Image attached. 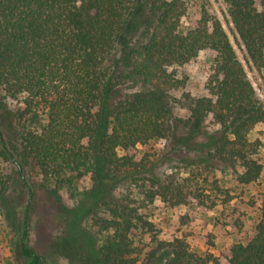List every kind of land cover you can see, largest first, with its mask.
Returning a JSON list of instances; mask_svg holds the SVG:
<instances>
[{
    "label": "trees",
    "instance_id": "1",
    "mask_svg": "<svg viewBox=\"0 0 264 264\" xmlns=\"http://www.w3.org/2000/svg\"><path fill=\"white\" fill-rule=\"evenodd\" d=\"M230 35L264 72V0H0V90L12 102H0V224L26 264H43L28 243V166L59 205L69 197L60 240L95 239L98 264H264V195L253 236L220 256L161 240L146 214L155 202L225 209L234 196L218 174L236 188L264 175V130L253 137L264 105ZM203 51L214 53L207 96L178 118L181 70ZM158 141L187 158L162 170Z\"/></svg>",
    "mask_w": 264,
    "mask_h": 264
},
{
    "label": "rangeland",
    "instance_id": "2",
    "mask_svg": "<svg viewBox=\"0 0 264 264\" xmlns=\"http://www.w3.org/2000/svg\"><path fill=\"white\" fill-rule=\"evenodd\" d=\"M214 9L228 32L224 7L214 2ZM182 25L183 27L188 26V19H184ZM230 38L240 61L245 65L248 79L264 105V72L257 73L250 69L246 65L244 53L234 43L231 35ZM213 57L214 53L211 51L200 52L194 61L181 70V73L188 77V82L183 90L174 93V97L178 101L175 107L176 117L186 119L190 116L187 98L207 96L205 84L212 72ZM0 102L9 108L12 103L1 90ZM207 125L210 126L209 121ZM263 130V126L256 127L253 137H257V133ZM155 149L162 150L167 157L162 170H170L171 166H176L187 158V153L184 151H170L166 141L156 142ZM4 172L9 171L4 169ZM25 175L34 191L29 217L30 237L28 243L34 251L43 257V264H98L95 255V239L90 238V240L79 236L80 234H70L72 237L81 239L72 245L64 244L60 240L65 236L67 226L60 207L61 205H71L67 194L61 193L59 195L61 204L59 205L54 196L44 192L39 187V179L33 173L31 166L25 169ZM218 177L221 180L219 186L230 190L234 196L231 205L225 209L217 207L208 211L200 206L196 208L168 207L160 202H155L154 205L150 206L146 214L157 228L161 240L170 241L174 238H183L191 250L197 253L209 252L215 256H220L233 244L245 243L253 236V226L259 207L258 201L264 195V175L258 183L245 188H236V183L232 181L230 173L218 174ZM17 186L21 193V205L24 206L27 201V191L18 181ZM86 187H88L87 182L81 183L79 190L82 191ZM20 212L22 215L23 210ZM84 226L86 227L85 224ZM2 227L0 224V264H26L13 248L14 238L11 232L4 231Z\"/></svg>",
    "mask_w": 264,
    "mask_h": 264
}]
</instances>
